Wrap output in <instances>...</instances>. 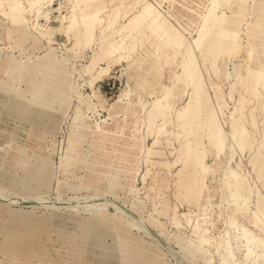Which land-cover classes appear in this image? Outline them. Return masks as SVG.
Wrapping results in <instances>:
<instances>
[{
	"label": "rangeland",
	"instance_id": "374dc122",
	"mask_svg": "<svg viewBox=\"0 0 264 264\" xmlns=\"http://www.w3.org/2000/svg\"><path fill=\"white\" fill-rule=\"evenodd\" d=\"M103 1L0 0V264H264V0Z\"/></svg>",
	"mask_w": 264,
	"mask_h": 264
},
{
	"label": "bare ground",
	"instance_id": "6f19581e",
	"mask_svg": "<svg viewBox=\"0 0 264 264\" xmlns=\"http://www.w3.org/2000/svg\"><path fill=\"white\" fill-rule=\"evenodd\" d=\"M53 1L54 0H31V10H34V8H37V16H36V19H35V26H34V28H35V31L36 32H38L39 34L40 33H43V32H45L46 30H47V27L45 26V25H43V24H41V23H39L40 22V18H42L43 16L45 17V18H48V15L50 14L49 13V9H48V7H50L51 6V9H54V6H53ZM103 1V0H102ZM136 2L138 1V0H135ZM212 1H214V0H212ZM211 1V2H212ZM254 1V0H253ZM65 2H67V3H71L72 4V7H73V13L72 14H70V16L69 17H71L74 13H79V11L81 10V8L83 7L82 5H81V0H65ZM105 1H103V3H98V5H100V7H101V9H100V11L98 12V14H100L101 12H103V11H106V10H104L105 8H107V5H105V3H104ZM139 2V1H138ZM141 2V1H140ZM96 3V2H95ZM150 3V2H149ZM148 6H151L152 8H153V6L151 5V4H149ZM43 9H47V11H45V12H43ZM108 9V8H107ZM158 9V8H157ZM249 9H250V6H249ZM55 10V9H54ZM71 10V9H70ZM56 11V10H55ZM69 12V11H68ZM139 12V11H138ZM249 12V11H248ZM251 13V12H250ZM77 15V14H76ZM249 15V14H248ZM201 16V15H200ZM66 17V16H65ZM67 17H68V15H67ZM201 18V17H200ZM63 19H65V18H63ZM100 19H101V21H100V23L102 22V21H104V19L103 18H101V16H100ZM62 20V19H61ZM67 20V19H66ZM246 21V20H245ZM64 24V23H63ZM102 24V23H101ZM107 25L108 26H111V24H110V21L109 22H107ZM199 26V25H198ZM121 27H122V25H121ZM244 28V27H243ZM140 29V28H139ZM202 29H204V27L202 28ZM34 30V29H33ZM197 30V29H196ZM243 31V30H242ZM244 32V31H243ZM136 33V32H135ZM197 33V32H196ZM105 34H106V32H105ZM114 38V37H113ZM192 41V40H191ZM235 45V44H234ZM229 46V45H228ZM233 46V45H232ZM231 46V47H232ZM245 46H247V45H245ZM250 46V45H249ZM248 47V46H247ZM186 49V48H185ZM248 50V49H247ZM247 50H246V52H247ZM187 52V51H186ZM243 52V51H242ZM119 53V52H118ZM247 54V53H246ZM187 56V58H189L188 57V55H185V57ZM250 56H251V54H250ZM123 57V55H122V53L120 52L119 53V56H118V58H116L115 59V62H117V61H119L120 59H123L122 58ZM194 58V57H193ZM246 58V57H245ZM249 58V57H248ZM125 59V58H124ZM190 59V58H189ZM189 59H187V60H189ZM192 59V58H191ZM194 60V59H193ZM240 62V61H239ZM238 62V64H240ZM232 65V64H231ZM98 66V65H97ZM181 66V65H180ZM182 66H183V64H182ZM193 66H196V64H194ZM233 66V65H232ZM241 66V65H240ZM195 68V67H194ZM199 69V68H198ZM253 69V68H252ZM197 70V69H196ZM182 71V70H181ZM192 71V70H191ZM199 71V70H198ZM198 71H195V72H197L198 73ZM248 71V70H247ZM194 72V71H193ZM176 74V73H175ZM177 75H179V73H177ZM190 75V74H189ZM196 75V74H195ZM227 75H228V73H227ZM231 75V74H230ZM191 76V75H190ZM194 76V75H193ZM198 76V75H197ZM178 77V76H177ZM192 77V76H191ZM190 77V78H191ZM199 77V76H198ZM230 77V76H229ZM174 78H176V75H175V77ZM200 78V77H199ZM198 78V79H199ZM235 78V77H234ZM257 80H258V82L259 83H262L263 81H264V76H263V74L261 73V72H257ZM177 79V78H176ZM252 79H253V77H252ZM194 80V79H193ZM194 81H196V80H194ZM199 81V80H198ZM201 81H202V79H201ZM177 82V81H176ZM195 83V82H194ZM193 83V84H194ZM234 83V82H233ZM232 84V83H231ZM204 85V84H203ZM230 85V84H229ZM170 86H172V85H170ZM205 87V86H204ZM230 87V86H229ZM168 88V87H167ZM166 88V89H167ZM203 87H201V89H202ZM262 88V87H261ZM203 90V89H202ZM206 90V89H205ZM204 90V91H205ZM211 90H213V89H211ZM240 91V90H239ZM167 92H169V91H167ZM206 92H208V91H206ZM260 92V91H259ZM170 93V92H169ZM203 93V92H202ZM218 93H220V91L218 92ZM165 94V93H164ZM201 94V93H200ZM216 94V93H215ZM166 95V94H165ZM202 95V94H201ZM260 95V94H259ZM174 96V95H173ZM165 97V96H164ZM232 97V96H231ZM176 98V97H175ZM204 98V97H203ZM240 98H241V96H240ZM159 99V98H158ZM206 99H208V98H206ZM217 100V99H216ZM245 100H247V99H244V101ZM206 101V100H205ZM160 102V101H159ZM217 102V101H216ZM239 102V101H238ZM153 103V102H152ZM203 103V102H202ZM206 103H208V101H206ZM159 104V103H158ZM241 104H242V102H241ZM218 106V105H217ZM184 107V106H183ZM157 108V107H156ZM155 108V109H156ZM157 109H159V107L157 108ZM151 110V109H150ZM164 110V109H163ZM241 110V109H240ZM239 110V111H240ZM245 110V109H244ZM185 111V110H184ZM204 111V110H203ZM210 111V110H209ZM212 111V110H211ZM121 112V111H120ZM163 112V111H162ZM213 112V111H212ZM202 113H204V112H202ZM209 113V112H208ZM211 113V112H210ZM210 113H209V115H210ZM126 114V113H125ZM183 114H184V112H183ZM205 114V113H204ZM216 114V113H215ZM220 114H222V113H220ZM239 114V113H238ZM154 115V114H153ZM162 115H163V113H162ZM203 115V114H202ZM135 116V115H134ZM184 116V115H183ZM213 116V115H212ZM240 116H241V114H240ZM243 116V115H242ZM232 117V116H231ZM150 118H152V117H150ZM204 118V117H203ZM217 118V117H216ZM215 118V119H216ZM161 119V118H160ZM205 119V118H204ZM162 120V119H161ZM210 120V119H209ZM235 120H238V119H235ZM150 121H151V119H150ZM205 121V120H204ZM213 121V120H212ZM239 121V120H238ZM162 122H164V120L162 121ZM206 122H208V121H206ZM242 122V121H241ZM101 123V122H100ZM202 123V122H201ZM204 123V122H203ZM210 123H211V120H210ZM229 123V122H228ZM217 124V123H216ZM215 124V125H216ZM235 124H236V122H235ZM163 125V124H162ZM204 125V124H203ZM242 125H243V122H242ZM242 125L240 124V126L242 127ZM198 126V125H197ZM201 126V125H200ZM217 126H219V125H217ZM221 126V125H220ZM231 126V125H230ZM238 126V125H237ZM96 127V126H95ZM204 127V126H203ZM244 127V126H243ZM159 128V127H158ZM164 128V127H163ZM167 128H169V127H167ZM214 128V127H213ZM212 128V130H214ZM220 128V127H219ZM229 128H231V127H229ZM161 129V128H160ZM206 129H208V128H206ZM221 129H222V126H221ZM232 129V128H231ZM233 129H235L234 127H233ZM232 129V130H233ZM245 129V128H244ZM164 130V129H163ZM180 130H181V128H180ZM211 130V131H212ZM236 130V129H235ZM234 130V131H235ZM243 130V129H242ZM205 131V130H204ZM206 131H208V130H206ZM248 131V130H247ZM212 132H214V131H212ZM217 132V131H216ZM218 133H220L219 131H218ZM228 133V132H227ZM236 133H238V132H236ZM243 133L244 132H242V133H238L239 135H243ZM200 134V133H199ZM168 135V134H167ZM233 135H234V133H233ZM245 135V134H244ZM215 136L217 137V135L215 134ZM234 136H236V135H234ZM209 137H210V135H209ZM212 137V136H211ZM246 137H247V135H246ZM245 137V138H246ZM248 137H249V135H248ZM157 138V137H156ZM213 138H214V136H213ZM219 138V137H218ZM218 138H215V139H218ZM238 138V137H237ZM243 138H244V136H243ZM144 139V138H143ZM206 139H208V138H206ZM233 139V138H232ZM231 139V140H232ZM161 140V139H160ZM211 140H213V139H211ZM233 140H235V139H233ZM241 140V139H240ZM158 141V140H157ZM202 141V140H201ZM204 141V140H203ZM206 141H208V140H206ZM205 141V142H206ZM218 141V140H217ZM9 142V141H8ZM11 142V141H10ZM190 143V142H189ZM197 143H200V142H197ZM211 143H212V141H211ZM210 143V144H211ZM219 143V142H218ZM224 143V142H223ZM235 143V142H234ZM242 143V142H241ZM245 143V142H244ZM158 144H159V142H158ZM209 144V143H208ZM216 144V143H215ZM263 144V143H262ZM200 145V144H199ZM206 145V144H205ZM213 145V144H212ZM240 145V144H239ZM11 145L10 144H8V145H6L5 146V148H4V155H3V159H4V157H6L5 156V154H6V151H7V148H9ZM198 146V145H197ZM201 146V145H200ZM199 146V147H200ZM14 147H15V145H14ZM198 147V148H199ZM202 147H203V145H202ZM234 147V146H233ZM195 148V147H194ZM197 148V147H196ZM212 148V147H211ZM243 148V147H242ZM241 148V149H242ZM148 149V148H147ZM201 149V148H200ZM203 150V149H202ZM220 150V149H219ZM243 150V149H242ZM11 151V150H10ZM232 151H234V150H232ZM231 151V152H232ZM244 151V150H243ZM200 152V151H199ZM198 152V153H199ZM227 152V151H226ZM235 152V151H234ZM239 152H240V149H239ZM8 153V152H7ZM11 153V152H10ZM164 153V152H163ZM197 153V152H196ZM210 153V152H209ZM241 153V152H240ZM147 154V153H146ZM181 154V153H180ZM193 154V153H192ZM236 154V153H235ZM10 155V154H9ZM12 155V154H11ZM188 154H186V156H187ZM231 155V154H230ZM230 155H229V157H230ZM182 156H183V154H182ZM197 156V155H196ZM196 156L193 154L192 156H190V158L192 159V162H191V166L196 170V168L198 167V165H199V161H195V158H196ZM199 156V155H198ZM228 156V155H227ZM180 158H181V156H179ZM178 157V158H179ZM201 157H204V156H201ZM200 157V160L202 159ZM27 158V157H26ZM148 158V157H147ZM186 158V157H185ZM160 159V158H159ZM186 159H188V157L186 158ZM233 159L234 158H232V161H233ZM25 160V159H24ZM190 160V159H189ZM189 160L187 161V160H185V161H187L188 163H189ZM13 161H15V160H13ZM231 161V160H230ZM9 162V161H8ZM183 162H184V160H183ZM186 162V163H187ZM17 163V162H16ZM21 163V162H20ZM186 163H185V165H186ZM28 164H29V162H28ZM184 164V163H183ZM203 164V163H202ZM2 165V164H1ZM182 165V164H181ZM16 166V165H15ZM25 166V165H24ZM162 166V165H161ZM189 167H190V165H188ZM187 166V167H188ZM2 167V166H1ZM26 167V166H25ZM4 168V167H3ZM14 168V167H13ZM27 168V167H26ZM182 168H183V166H182ZM192 168V169H193ZM19 169H21V168H19ZM184 169H185V167H184ZM189 169V168H188ZM191 169V170H192ZM193 169V170H194ZM200 169V168H199ZM179 170H181L182 172H184L182 169H179ZM5 171V170H4ZM19 171V170H18ZM180 171V172H181ZM185 171H188V170H185ZM225 171V170H224ZM0 172H2L1 170H0ZM178 172V171H177ZM181 172V174L182 175H184V173H182ZM200 173V172H199ZM16 174V173H15ZM187 174V173H186ZM190 174V173H189ZM193 174V173H192ZM188 175V174H187ZM199 175V174H198ZM180 176V175H179ZM200 176H202L201 174H200ZM13 178H14V180H16V181H18L19 179L18 178H16L15 176H12ZM192 177H193V175H192ZM181 178V177H180ZM184 178V177H183ZM182 178V179H183ZM194 178V177H193ZM198 178V177H197ZM200 178V177H199ZM198 178V181L200 180ZM33 179V178H32ZM185 179V178H184ZM19 181H21V182H23L24 181V179L23 180H19ZM178 181H181V179H179ZM190 181V180H189ZM192 181V180H191ZM43 183V182H42ZM178 183V182H177ZM181 183V182H180ZM185 183H186V181H185ZM198 183V182H197ZM196 183V184H197ZM193 184H194V182H193ZM193 184H190V185H192L193 186ZM202 184V183H201ZM178 185V184H177ZM180 185V184H179ZM178 185V186H179ZM183 185V184H182ZM187 185H189L188 183H187ZM195 185V184H194ZM181 186V185H180ZM203 186V185H202ZM189 187V186H188ZM194 188V187H193ZM198 188H200V187H198ZM188 189V188H187ZM182 190H184V189H182ZM189 190V189H188ZM194 190V189H193ZM196 191H197V189H196ZM200 191V189L198 190V192ZM200 193H201V191H200ZM188 194V193H187ZM178 195V194H177ZM200 195V194H199ZM186 196V195H185ZM72 200V199H71ZM96 200V199H95ZM225 200V199H224ZM59 202H61V201H59ZM69 202V201H68ZM0 203H3L4 205H6V206H8V207H10V206H14V205H18V204H20V205H22V204H27V206L28 205H30L29 207L31 208V209H39V208H55L56 206H58V204L59 203H53V202H50L49 200H47L45 197H42V196H34V195H19V194H12L11 192H7V191H4V190H2V189H0ZM64 203H66V201L64 202ZM115 201H113V200H96V201H88V202H86L85 204H84V206L82 207V210H95V211H99V212H101V215H102V220H104V222H109L110 220H111V218H114V215H116V214H120V215H124L123 214V211L120 209V208H118V206H116L115 205ZM76 205V204H75ZM74 205V206H75ZM79 205V204H78ZM77 205V206H78ZM256 205V204H255ZM24 206V205H23ZM22 206V207H23ZM68 207V206H67ZM79 207V206H78ZM74 208V207H73ZM258 208V207H257ZM256 208V209H257ZM74 210H79V209H74ZM214 211V210H213ZM257 211H258V209H257ZM174 212V211H173ZM260 212V211H259ZM259 212H258V214H259ZM93 213V212H92ZM262 213V212H261ZM175 214V213H174ZM100 215V216H101ZM175 215H177V214H175ZM126 216V215H125ZM127 217V216H126ZM112 223V222H111ZM134 223V222H133ZM127 224V223H126ZM136 224V223H135ZM134 224V225H135ZM128 225V224H127ZM129 226V225H128ZM143 229V228H142ZM140 230H141V228H140ZM146 230V229H145ZM144 230V231H145ZM147 242V241H146Z\"/></svg>",
	"mask_w": 264,
	"mask_h": 264
},
{
	"label": "water",
	"instance_id": "95a60500",
	"mask_svg": "<svg viewBox=\"0 0 264 264\" xmlns=\"http://www.w3.org/2000/svg\"><path fill=\"white\" fill-rule=\"evenodd\" d=\"M152 233H153V234L157 237V239H159L162 243H165V242L162 240V238L158 237V235H157L156 232H154V231L152 230ZM165 247H167V246H165ZM167 248L169 249V251H170L171 253L175 254V251H174L171 247H167Z\"/></svg>",
	"mask_w": 264,
	"mask_h": 264
},
{
	"label": "crops",
	"instance_id": "0c3cea01",
	"mask_svg": "<svg viewBox=\"0 0 264 264\" xmlns=\"http://www.w3.org/2000/svg\"><path fill=\"white\" fill-rule=\"evenodd\" d=\"M12 145H13V143H12ZM16 145H17V144H16ZM0 173L4 174L3 172H0ZM5 175H6V174H5ZM9 177H10L11 179L14 180V178H13L12 176L9 175ZM16 180H17V179H16ZM16 180H14V181H16Z\"/></svg>",
	"mask_w": 264,
	"mask_h": 264
}]
</instances>
